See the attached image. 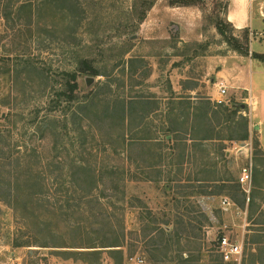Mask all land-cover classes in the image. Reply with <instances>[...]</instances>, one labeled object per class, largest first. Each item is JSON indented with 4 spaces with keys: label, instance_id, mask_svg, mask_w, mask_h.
<instances>
[{
    "label": "rangeland",
    "instance_id": "1",
    "mask_svg": "<svg viewBox=\"0 0 264 264\" xmlns=\"http://www.w3.org/2000/svg\"><path fill=\"white\" fill-rule=\"evenodd\" d=\"M80 1L86 18L72 38L51 7L17 18L7 17L0 3V264H172L178 245L168 255L159 249L151 262L146 251L183 230L177 216L191 200L207 219L195 222L199 236L188 242L182 234L181 244L199 264H235L221 260V232L234 241L244 238L241 264H264V161L253 158L249 203L230 187L240 184L232 155L244 146L242 135L258 140L246 94L229 85L221 125L216 118L192 116L200 104L182 116L175 99V92L185 93L195 81L211 86L220 67L233 66L229 55L235 50L217 29L227 19V0ZM235 34L242 38L243 32ZM262 37H253L254 50L264 51ZM63 71L79 74L68 113L53 109L56 93L66 89ZM214 133L226 139L202 141ZM217 160L231 182L199 183L217 175ZM80 165L96 171L93 195L85 175H70ZM203 194L234 196L240 209L225 211ZM116 235L124 240L123 258L110 247L98 248L103 251L97 263L65 253L91 250L71 247L81 240ZM27 241L31 246H24Z\"/></svg>",
    "mask_w": 264,
    "mask_h": 264
},
{
    "label": "trees",
    "instance_id": "2",
    "mask_svg": "<svg viewBox=\"0 0 264 264\" xmlns=\"http://www.w3.org/2000/svg\"><path fill=\"white\" fill-rule=\"evenodd\" d=\"M19 0H0V3L4 2L3 4V10L5 11V15L7 17L16 16L17 18H20V15H22L23 12H30V17H33L36 14H41L42 10L44 8L51 7L55 13H59L60 18L63 19L64 22L67 23L68 31H70L69 36L76 37V26H78V23H83L86 16H85V9L81 5L80 0H25L19 1ZM154 1V0H153ZM200 0H172L173 4H180V5H191ZM1 7V8H2ZM228 8V0H227V6ZM0 8V9H1ZM82 16H81V14ZM29 17V18H30ZM146 17L145 11L143 12V15L140 17V20L143 21ZM33 19V18H32ZM80 23V24H81ZM217 29L220 34L223 35L225 41L233 47L235 51H238L242 55H248L249 54V42H250V33L249 30L245 29L242 35V38L237 36L235 34V27L231 22H229L227 19L220 20L217 22ZM33 30H36L33 28ZM252 57L254 58H259L261 60H264V54H258V53H253ZM82 64L85 66L86 69H89L94 75H99L98 70L93 68V66L88 65L89 63L87 61H83ZM63 75L65 76L66 80V89L62 91H58L56 93V98L54 100L53 104H57L56 106H53V109H61V111H64L65 113H68L69 111H72L74 104L76 103L77 100V94L80 89V84L78 82V77L79 74L77 71H63ZM184 100H181L179 104L181 107V115L185 117L186 114H190L189 110L193 108V106L187 102L184 103ZM204 106H198L194 107L193 109H196V111L193 113L192 116H197V118L202 117L204 115ZM237 112L235 111L234 114ZM227 121L230 119L227 115ZM191 126V124H190ZM194 127V126H193ZM209 137L203 136V139H208ZM242 140H247L249 139L248 132L246 134L242 135ZM253 147H254V156H259L260 160L264 161V153L262 149L260 148V143L259 140L254 141L253 140ZM13 156H8L6 158L7 161H11ZM70 175H78L83 176L85 175V178L89 180V184L87 183L86 186L89 188V191H92L94 186L96 185L95 179L93 176L97 175L96 171L93 169L86 168L84 166H73L71 167V172ZM84 177V176H83ZM92 180V181H91ZM95 183V184H94ZM239 183V182H238ZM100 186H96V188H99ZM233 191H236L235 193L242 192V189L240 184L239 186L231 185L230 186ZM90 195H93V192ZM244 195V194H243ZM233 200H237L236 203L238 202V199L233 196ZM179 202V200H177ZM191 206H189L186 203H182L183 209L181 212H179L177 218L179 222L182 223V228L183 230L180 231H175L174 236L169 237V238H163V241H155L151 244V246H148L147 253L151 255V258H148L149 262L156 256L158 253L157 251L159 249H164L165 253L164 255H168L169 251L172 249L174 245H178V254L174 259L168 260L172 264H199L198 258L193 256L191 250L189 249H184L182 248L181 244V239H182V234L187 235V240L188 242H192L191 238L193 236H199L200 232V227L199 225H196L195 222L201 223L200 222V217L205 216L207 219V216L204 211H202L199 203L197 201L191 200L190 201ZM243 203V204H242ZM241 205L244 206L245 204V198H243ZM179 205V204H178ZM195 213V214H193ZM197 213H200V215H197ZM193 228V231L190 232V229ZM160 232L163 235H166V230L164 228H160ZM223 233H219L218 236H221ZM171 236V235H170ZM155 238V237H154ZM194 238V237H193ZM126 240V238H125ZM84 241H87V244L84 245L85 243H82ZM31 241H27L24 243V246H31L30 245ZM88 245V246H87ZM50 246V245H46ZM126 246V245H125ZM56 247H66V246H56ZM71 247H78V248H84V249H91V250H66L65 253H68L69 255L76 256L75 258H78L80 256L84 260L88 261H93L94 263L98 262V259L100 258V254L103 250L98 249L99 247L101 248H114V249H109L112 253L118 254V256H121L122 258L124 257V240L122 239V235H116L114 239L109 238L107 239H96V238H89L88 240H81V243L79 246H71ZM217 248H218V241H217ZM189 251L190 256L188 258H183V253ZM220 254V253H219ZM221 260L222 256L220 254ZM224 262V261H223ZM230 263V262H229ZM237 264L236 262H232Z\"/></svg>",
    "mask_w": 264,
    "mask_h": 264
},
{
    "label": "crops",
    "instance_id": "3",
    "mask_svg": "<svg viewBox=\"0 0 264 264\" xmlns=\"http://www.w3.org/2000/svg\"><path fill=\"white\" fill-rule=\"evenodd\" d=\"M255 13L257 16L255 17ZM226 18L229 22L233 24L238 32H242L245 29L249 30L254 36L264 33V0H228V8L226 13ZM260 35V36H262ZM264 39V37H262ZM261 39V40H262ZM250 51L256 52L258 54H264V51H256L253 49V36L249 42ZM229 60H231L232 67L230 69H225L220 67L216 72V78L212 79V85L204 86L201 82L191 83L185 87V93H176L175 99L177 101L185 100L191 105L200 104L199 106H204V119H218V125L223 122L224 116L221 115L220 107L227 106L222 99L224 94L221 92V86L227 87V92H230L229 85L232 87L233 92L239 94L240 92L245 93L243 97L244 102L249 103L250 106V123L252 127L257 131V137L260 143V148L264 153V60L259 58H254L252 55H242L234 51V54L229 55ZM234 87H237L234 88ZM204 88V89H203ZM241 88L242 90L238 89ZM201 89L208 90V93H202ZM175 91H178L175 89ZM226 92V94H227ZM215 129L216 126H213ZM210 140L221 141L225 140V137L216 136L214 133L213 138H208ZM204 139L202 141H207ZM192 141L191 139H189ZM192 150V148H190ZM229 155V153H228ZM235 155V156H233ZM232 157L236 160V173L239 171V176L241 172V167L243 164L240 160L244 157L246 159V149L241 146L235 151ZM216 166L217 175L210 178L208 176L201 177L199 183L205 182L209 184H219L231 182V179L225 177L224 174H220V160L213 162ZM205 170V169H204ZM201 170V171H204ZM214 173V174H216ZM236 176V175H235ZM238 176V180H239ZM234 180V179H233ZM207 198L217 199L221 205L222 195L217 194H203ZM234 204L230 209H240V206L230 197H228ZM246 203V201H245ZM213 215V213H212Z\"/></svg>",
    "mask_w": 264,
    "mask_h": 264
},
{
    "label": "built area",
    "instance_id": "4",
    "mask_svg": "<svg viewBox=\"0 0 264 264\" xmlns=\"http://www.w3.org/2000/svg\"><path fill=\"white\" fill-rule=\"evenodd\" d=\"M251 37L254 35L250 33ZM262 35V34H259ZM264 36V33L263 35ZM252 55V51H250ZM222 94H226L227 90L225 86H221ZM246 149V162L241 167V172L238 182L240 183L242 190L246 196V201L249 203L251 200V192L254 180V147L252 140H246L244 143ZM234 203L228 198L223 197L221 199L222 209L225 211L230 210ZM245 227V225H244ZM245 242L244 238L233 240L226 234H222L218 238V251L222 256L224 262H236L241 264L244 255ZM139 262H143L142 259H138ZM13 264H21L19 261H15Z\"/></svg>",
    "mask_w": 264,
    "mask_h": 264
},
{
    "label": "water",
    "instance_id": "5",
    "mask_svg": "<svg viewBox=\"0 0 264 264\" xmlns=\"http://www.w3.org/2000/svg\"><path fill=\"white\" fill-rule=\"evenodd\" d=\"M90 84V83H89Z\"/></svg>",
    "mask_w": 264,
    "mask_h": 264
}]
</instances>
